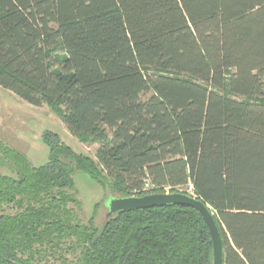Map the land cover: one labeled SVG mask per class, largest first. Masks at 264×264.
I'll list each match as a JSON object with an SVG mask.
<instances>
[{"label": "trees", "instance_id": "obj_1", "mask_svg": "<svg viewBox=\"0 0 264 264\" xmlns=\"http://www.w3.org/2000/svg\"><path fill=\"white\" fill-rule=\"evenodd\" d=\"M0 87L97 144L44 130L35 166L0 140V264H212L193 207L96 221L145 179L191 185L222 264H264V0H0ZM76 170L103 188L85 221Z\"/></svg>", "mask_w": 264, "mask_h": 264}, {"label": "rangeland", "instance_id": "obj_2", "mask_svg": "<svg viewBox=\"0 0 264 264\" xmlns=\"http://www.w3.org/2000/svg\"><path fill=\"white\" fill-rule=\"evenodd\" d=\"M44 130L56 132L75 152L95 158L97 144L80 143L47 106L31 105L11 91L0 87V140L23 152L31 163L37 166L46 161L48 154V147L41 139ZM73 178L82 204L79 216L85 221L92 214L95 204L102 201L103 188L85 172L76 170ZM179 191H186L195 196L191 185L181 187ZM109 199L102 201L103 206H107ZM105 212L106 208L103 207L98 211V223L103 219Z\"/></svg>", "mask_w": 264, "mask_h": 264}, {"label": "water", "instance_id": "obj_3", "mask_svg": "<svg viewBox=\"0 0 264 264\" xmlns=\"http://www.w3.org/2000/svg\"><path fill=\"white\" fill-rule=\"evenodd\" d=\"M180 204L195 208L202 215L210 234L212 244V264L223 263L221 237L209 206L200 198L181 192H150L139 196L110 197L105 216L119 210H128L141 207L163 206L165 204Z\"/></svg>", "mask_w": 264, "mask_h": 264}, {"label": "built area", "instance_id": "obj_4", "mask_svg": "<svg viewBox=\"0 0 264 264\" xmlns=\"http://www.w3.org/2000/svg\"><path fill=\"white\" fill-rule=\"evenodd\" d=\"M153 188H155V186L151 183V181L149 179H145L142 186L134 191L133 196H136L135 194L138 192H148L150 190H152ZM163 189V193H169V186H164L162 187Z\"/></svg>", "mask_w": 264, "mask_h": 264}]
</instances>
